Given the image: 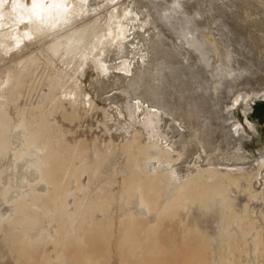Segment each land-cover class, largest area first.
<instances>
[{"label":"bare ground","instance_id":"bare-ground-1","mask_svg":"<svg viewBox=\"0 0 264 264\" xmlns=\"http://www.w3.org/2000/svg\"><path fill=\"white\" fill-rule=\"evenodd\" d=\"M166 1L65 0V11L53 10L42 21L12 27L5 20L8 26L0 27V56L24 46L16 71L0 78V264H264V155L240 160L248 135L234 111L242 104L247 116L264 87L222 94L225 84H209L212 74L197 62L204 56L196 58L167 29L173 23L162 18L170 10L161 13ZM202 27L196 30L211 50L198 53L220 58V38ZM40 50L48 52L46 73L36 83ZM89 64L96 71L90 84L105 91L106 108L83 88ZM218 64V71L228 66ZM27 79L31 90L44 91L39 103L24 108L19 101ZM89 116L100 131L91 142L75 136ZM93 125L86 127L92 135ZM60 142L64 153L55 147ZM119 151L123 161L92 189L91 174L104 175Z\"/></svg>","mask_w":264,"mask_h":264},{"label":"rangeland","instance_id":"rangeland-1","mask_svg":"<svg viewBox=\"0 0 264 264\" xmlns=\"http://www.w3.org/2000/svg\"><path fill=\"white\" fill-rule=\"evenodd\" d=\"M172 1H175V0H168V2L166 1L165 4H164V2L161 4L162 5L161 6V13L163 11L165 12V11L170 9L169 10L170 12L167 11L169 13L165 12V13H167L166 15H165V13L163 14L164 16L161 14L163 16L162 18L163 19L164 18L165 19L168 18L166 20L167 22L169 21V18H170V20H172L171 23H173V24H170V21L168 22L169 25L166 23L167 24V29H170V31H169L170 33L171 32L177 33L176 30H179V32L177 33L178 35H176V34L174 35L173 33H171V34L173 36H175V38L181 44L185 45L187 48L193 49V50H190V51H193V53L197 52V53H195V55H196L195 57L196 58L198 56L199 57L201 56V58H203L202 56H204V59H202L204 62L202 60L198 59V58H197V62L199 61V65L200 66L207 65V66L203 67L205 69L206 74L208 72H209L208 74H212L211 76L209 75L210 77L208 76V78L210 79V81H209L210 83L209 84H212V85L213 84H217V83H215V80H218V82L220 83V84L218 83L220 87L223 86L224 84L228 85L232 81L234 82L233 84H235V85H233L234 87L236 85L239 86V87H235V88H233V86H232V88L231 87L227 88L228 86L225 87V85H224V88L221 87L222 90L225 89V91L223 90L224 93L220 89L221 90L220 92H222V94L229 93V91L232 92V91H234V89L236 90V88L237 89L241 88L240 86H242L244 90H249V91H252V90L256 91L257 89L259 90V89H262L264 87V38L260 37L262 34H264V6L262 7L261 5L257 4L256 0L255 1L254 0H185L186 5H183V2H182L183 0H180V1L176 0L177 2L176 1L172 2ZM170 2H171L172 6H173V3L175 4L174 5L175 8H174V6L172 7L170 5ZM176 3L177 4L180 3V4H178L179 7H177V8H176V5H177ZM181 4L183 5L182 7H181ZM168 5H170V6H168ZM184 6H185V8H184ZM243 6H246V8L249 9V10H247L249 12V15H246V11H245ZM167 8H169V9H167ZM180 8L181 9L183 8L182 9L183 11H185L187 9V13H190L191 10L193 12L190 13V16H189V14H186V11L185 12L180 11ZM172 9H174L175 11L177 9L180 12V14L177 11H176V13H175L174 10L171 11ZM194 9H197V12L199 11L200 12L199 14L201 16H199V14L196 16L197 13H194V11H195ZM242 9H243V11H242ZM201 11H203V12L201 13ZM244 11H245V13H244ZM172 12H174V13H172ZM176 14H178V16ZM181 14L182 15L184 14V15L182 16ZM191 14L192 15L195 14V15H193L194 17ZM179 15H180L181 19L177 18V20H176V17H179ZM170 16H172V17H170ZM174 16H175V18H174ZM191 16H192V18L194 20L192 18H190ZM195 16H196V18L197 17H200V18H197V20H196ZM186 17H187V19H185V21H184V18H186ZM254 19H255V22H254ZM176 21H178L180 24L183 23L184 25L185 24L188 25L189 23L192 24V22H194V24L196 22L197 24H195L196 27L193 26L194 29H193V31H191L192 29H189L190 27H192L191 24L188 25L189 28L187 27V29H185L187 25L184 26L182 24L185 27L184 29H182L183 26H181L180 24L178 25V23ZM174 23L177 24L176 25L177 27L176 26L174 27V25H175ZM206 24H207V26L209 25L211 27L210 30H212V32L215 34V37H217V41H218V38H220V40H221L220 34L222 35V32H224L223 35H222V38H223L222 40H224V44L226 43L227 46L226 45L222 46L223 45V43H221L222 40L221 41L219 40L218 45H219L220 49L225 50L226 52L229 51L228 53L223 51L224 52L223 54L221 52L223 57H225L226 59L223 58L222 55H220V58L219 57H215V55L213 56L212 54H214V53L212 52V54H211V51H210V55L211 56L210 55L208 56L209 52H207V53L205 52L206 51L205 49L206 48L208 49L207 41L204 42L205 35H201L202 38H200V36L198 34H201L202 32H204L206 30V29H204V27H202V26H205ZM170 25L173 26V27H171ZM199 26H201V27H199ZM171 28H175V30L173 29V31H172ZM178 28H181V29H178ZM197 28H202L201 29L202 32H200L201 31L200 29H198V30H200L198 32V30H196ZM20 30H22V28H20ZM183 30H185L186 32H184ZM188 30H190L192 32L193 36H190L191 32H190V35H189L190 37L188 36V33H189ZM180 31H182L181 32L182 34L180 33ZM195 32H196V34H195ZM202 34H204V33H202ZM197 35H198V37L195 38L194 36H197ZM224 35H227V36H225V38H224L223 37ZM178 36H180V37H178ZM181 36L184 37L185 39L181 38ZM192 37H193V39L191 41ZM198 38H200L201 41L198 42L197 41V40H199ZM186 42H188V43H186ZM191 42H193V44ZM202 42H204V44L202 46H198V44L201 45ZM30 45H32V44H30ZM193 45H195V46L193 47ZM188 46H190V47H188ZM32 47L35 48L34 45H32ZM194 48H196V49L198 48L197 49L198 51L196 49H194ZM228 48L230 50H232V51H230ZM203 49L205 50L203 52L207 55V57L203 53H202L203 55L199 54V53L202 52ZM233 50H235V51H233ZM22 52H24V46H22L21 48H18L16 53L12 54L9 57L0 56V57H3V58H0V78H1L2 81L6 78V74L8 72H10V71H14L15 72L16 71V69L18 67V60L20 59V57L22 55ZM230 52H231V55H230ZM233 53L235 55H233ZM225 54L227 55V57L224 56ZM236 54L239 55V56H237ZM38 56L40 58L42 57L39 60V61H41L39 63V65L40 64L41 65H40V67H38V69L36 70V72H35V74H34V76L32 78V80L34 82H36V83L40 82L41 80H43V78L45 76L46 70L45 69L43 70L42 67L45 68V64H44L43 61L45 59V56H48V52L47 51L44 52V51L40 50V54H38ZM221 57L224 60H222ZM230 57H232V59H231L232 62L229 65L230 59H228V58H230ZM212 59L213 60H217L216 63L218 62L221 65H224L223 67H226L227 63H228V66H230V67L227 66L226 69H225L222 66H220L223 69L220 68L221 71L220 70L218 71L219 64L218 63L216 64L215 61H213ZM220 59L222 60V62L223 61L224 62L222 63ZM207 60H209L210 62L211 61H213V62L210 63ZM225 60H226V62H225ZM238 60H239V62H236ZM200 61H202V63ZM251 62L253 64H251ZM232 63H236L235 64L236 67H233L234 69L231 67ZM241 63H243V66L242 65H240V66L238 65V64H241ZM245 63H247V64H245ZM43 64H44V66H43ZM210 65H212V66L214 65L215 67H217L216 68L217 70L215 68H213L214 66L212 67ZM251 65L253 66L252 67L253 70H252V68H250L252 71L249 70V68H248V67H251ZM241 66L243 67L244 73L246 71H248L249 73L246 72V74H243V72H241V74L240 73L238 74V72H240V70L242 71V67ZM207 67L209 69H212V70H210L211 72L209 71V69ZM238 67H240L241 69L238 68ZM227 68L229 69V71L231 70V72H229L231 74V76H232V73H233L232 77L229 76L230 74H228L230 79H228L229 78L228 76L226 77L224 75V73L226 75L228 73V72H226ZM235 68L237 70V73H236ZM245 68H247V69H245ZM256 68L258 69V73L256 75H253L254 76L253 77L252 74H253V72H254V70ZM238 69H240V70H238ZM224 70H226V71H224ZM232 70H235L236 75H234V71L232 72ZM114 71H116V70H114ZM213 71H214V73H213ZM222 71H223V73H222ZM218 72H220V73H218ZM95 73H96V71L93 70V67L91 66V64H89V67L86 69V72H85L84 76L81 77L82 83H84L83 88H84V90L87 93L91 94L92 99L98 104L99 107L105 106V108H106V107H108V105H107V103H104L102 101V98L104 96H106L107 94L105 93V91L100 90L101 89L100 86H98V85L95 86L96 84H94V85L90 84V82H94V78L96 79V74ZM117 73H118V71L114 72L115 75L119 74V73L118 74ZM221 73L223 74L224 77L222 76ZM217 74H220V75H217ZM247 74H249V77H248ZM214 75L215 76L217 75L218 77L217 76L214 77ZM241 75H243V76L240 78L239 76H241ZM220 76H222V77H220ZM234 76L237 77V78L235 79ZM211 77L213 78V80H212ZM238 77L240 79H238ZM220 78L221 79L223 78L224 80L222 79L223 81H219V80H221ZM231 78H233V80ZM234 79L237 82H235ZM243 79H245V80L247 79L248 82L251 85H249V83L248 84H244V86H245L244 87L243 83H245L246 81L244 80L245 82H243L242 81ZM250 79H251V81H250ZM240 80L243 83H241ZM225 81H227V83ZM31 84H32V82L29 79H27L26 83L24 84V87H23V90H22V96L23 97L21 96L20 101H19V104H20L21 107L27 108V106L30 107V105L32 103L37 104V103L40 102V98H41L40 94H42V92L44 91V87H41L37 91H34V90H31L32 89ZM228 89H229V91L226 92V90H228ZM115 91H119V89H114V92ZM30 93H31V95H30ZM251 102H252V106H251V109L248 111L247 116H245V114L243 113V108H245V107L242 106V104H238V106H236L234 108L235 109L234 110L235 111V118L237 120H239V122L245 127L246 133L248 135V140L246 139V141H244L243 145H242V147L245 150V152H243L244 154L242 155L240 160H243V161H249V160L252 161L255 158H259L261 154L264 155V98H256L254 101H251ZM15 109H17V108H15ZM245 117L248 118V123L252 125V128H249V126L247 125V123L245 121L246 120ZM86 120H87V123L83 125L84 128L80 129L75 134V136L78 137V138H82V137H85V135H87L88 136L87 138L89 139L88 141L91 142V141H93L95 139L96 134L100 133V131H99V129H96V121H95V119L92 120L91 117L89 116V117H87ZM89 123H93L94 124L93 127H94V130H95V134H93V135H92V133H89L87 131V129H86L87 124H89ZM55 147L61 153H64V150L66 148L65 143H63V142H60L58 144V146L55 145ZM123 156H124V153L122 151L114 153L107 161L106 169L104 171V175L100 176L99 179H96V178L93 179V174H91L92 189H96L102 183V181H103V179L105 177H109V176H111V174H113V169L118 164V162L123 161ZM219 159L220 160L223 159L222 156H220ZM230 161L233 162L234 160L230 159ZM105 195H107L108 197L110 196L108 193H106Z\"/></svg>","mask_w":264,"mask_h":264},{"label":"snow or ice","instance_id":"snow-or-ice-1","mask_svg":"<svg viewBox=\"0 0 264 264\" xmlns=\"http://www.w3.org/2000/svg\"><path fill=\"white\" fill-rule=\"evenodd\" d=\"M87 3V0H84ZM112 4L116 3V0H111ZM179 7V5H176ZM69 6L65 0H0V27H6L5 20L11 21V26L16 27L22 24L31 25L34 22H39L45 19L48 15L56 10L57 13L65 11ZM115 11V9H113ZM130 13L125 12L124 16L127 17ZM113 35L112 31L109 30L108 38ZM25 37H28V32L24 33ZM124 30L120 27L117 22L116 25V39L122 41L124 39ZM30 38V37H29ZM116 41H113L115 43ZM19 41L17 42V45ZM95 51V50H93ZM101 55L103 53L101 52ZM97 64L102 71L106 70V65L99 63V58H96ZM75 99V97H72ZM87 100V97H84ZM139 103V102H137Z\"/></svg>","mask_w":264,"mask_h":264}]
</instances>
